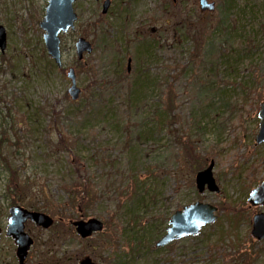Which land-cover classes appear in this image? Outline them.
<instances>
[{
	"label": "rangeland",
	"instance_id": "rangeland-1",
	"mask_svg": "<svg viewBox=\"0 0 264 264\" xmlns=\"http://www.w3.org/2000/svg\"><path fill=\"white\" fill-rule=\"evenodd\" d=\"M75 0V28L61 36L63 68L39 26L47 0H0L7 34L0 50V218L21 206L54 219L26 223L35 239L29 264H264L252 236L250 191L264 180V142L255 143L264 100V0ZM93 51L82 60L75 42ZM131 71H127L128 58ZM76 71L80 96L68 93ZM97 191L80 207L70 158ZM211 162L218 190L196 174ZM196 201L217 220L199 235L155 243L172 214ZM36 208V209H35ZM98 218L103 232L82 239L72 221ZM64 218V221H60ZM1 264H16L2 236Z\"/></svg>",
	"mask_w": 264,
	"mask_h": 264
},
{
	"label": "water",
	"instance_id": "water-1",
	"mask_svg": "<svg viewBox=\"0 0 264 264\" xmlns=\"http://www.w3.org/2000/svg\"><path fill=\"white\" fill-rule=\"evenodd\" d=\"M175 1V0H174ZM75 0H47L45 13L39 22L43 30V39L46 50L59 68L63 67V58L61 51V36L75 28L78 15L74 7ZM199 7L203 12H213L216 9V3L212 0H198ZM111 0H105L103 3V14H106L110 8ZM7 44V34L4 26L0 25V50L4 51ZM77 57L79 60L84 58L86 53L93 51L92 43L84 37H79L75 42ZM132 59L128 58L127 70L131 71ZM67 78L71 81L68 93L73 100L80 96V88L77 86L76 71L73 67L67 70ZM260 118L259 131L256 135V144L264 142V100L260 103L258 114ZM214 163L196 174V184L199 191H204L205 187L210 191L218 190L213 177L212 168ZM252 206L264 205V181L252 189L248 198ZM217 207L210 206L202 202H196L185 206L182 210L173 213L169 221L167 232L156 243L157 247H163L176 239H181L190 235H198L203 226L216 221L217 216L214 212ZM7 235L11 236L16 245V255L19 264H27L26 258L34 243L33 237L26 231L28 220L34 222L37 226L48 229L54 219L45 212L31 210L21 205L15 204L9 207ZM77 233L82 238H88L95 232L103 230L104 223L98 218L88 220H79L74 222ZM252 234L259 240L264 238V213L255 215L253 221ZM41 264V263H35ZM78 264H98L91 256L85 255L78 261Z\"/></svg>",
	"mask_w": 264,
	"mask_h": 264
},
{
	"label": "trees",
	"instance_id": "trees-1",
	"mask_svg": "<svg viewBox=\"0 0 264 264\" xmlns=\"http://www.w3.org/2000/svg\"><path fill=\"white\" fill-rule=\"evenodd\" d=\"M70 166L72 167L70 173H75L78 178L76 183H72L70 186L71 197H74V203H80V207H90L95 199L97 191L93 189V185L90 183L89 178H86L85 172L82 168V164L79 159H76V156L72 154L70 158ZM18 200H15L13 203L22 202L21 196ZM36 209V208H35Z\"/></svg>",
	"mask_w": 264,
	"mask_h": 264
},
{
	"label": "bare ground",
	"instance_id": "bare-ground-1",
	"mask_svg": "<svg viewBox=\"0 0 264 264\" xmlns=\"http://www.w3.org/2000/svg\"><path fill=\"white\" fill-rule=\"evenodd\" d=\"M61 51H62V49H61ZM51 59H52V58H51ZM52 61H53L54 64H55V61H54L53 59H52ZM255 143H256V142H255ZM257 145H258V144H257ZM209 165H210V164H209ZM209 165H208V166H209ZM208 166H207V167H208ZM207 167H206V168H207ZM206 168H205V169H206ZM212 173H213V172H212ZM263 181H264V180H263ZM263 181H262V182H263ZM262 182H261V183H262ZM261 183H260V184H261ZM260 184H259V185H260ZM259 185H258V186H259ZM196 186H197V184H196ZM206 188H207V186L205 187V189H206ZM255 188H256V187H255ZM197 189H198V188H197ZM207 189H208V188H207ZM253 189H254V188H253ZM208 190H209V189H208ZM198 191H199V189H198ZM209 191H210V190H209ZM251 191H252V190H251ZM251 191H250V192H251ZM199 192H201V191H199ZM203 192H204V191H202L201 193H203ZM249 194H250V193H249ZM249 194H248V198H249ZM248 198H247V201H248ZM196 202H200V201H196ZM196 202H194V203H196ZM202 203H205V202H202ZM248 203H249V201H248ZM191 204H193V203H191ZM205 204H208V205H210V206L216 207L215 205H212V204H210V203H205ZM188 205H190V204H188ZM188 205H185V206H188ZM249 205H250L251 207H261V206L264 207V205L252 206L250 203H249ZM185 206H184V207H185ZM184 207H183V208H184ZM217 210H218V208H217ZM217 210L214 212V214H215L216 216H217V213H216ZM79 211H81V210H80V206H79ZM177 211H178V210H177ZM175 212H176V211H175ZM260 213H264V211H263V212H260ZM257 214H259V213H257ZM257 214H255V215H257ZM172 215H173V214H172ZM254 217H255V216H254ZM254 217H253V221H254ZM92 218H93V217H92ZM94 218H95V217H94ZM217 218H218V216H217ZM61 219H62V218H61ZM61 219H60V221H61ZM89 219H90V218H89ZM80 220H84V219H80ZM87 220H88V219H87ZM216 220H217V219H216ZM76 221H79V220H76ZM76 221H72L74 227H75L74 222H76ZM102 221H103V220H102ZM169 221H170V220H169ZM103 223H104L103 230L98 231V232H95L93 235H95V234H97V233H100V232H103V231H104L105 226H106V223H105L104 221H103ZM213 223H214V222H213ZM210 224H212V223H209V224H207V225H210ZM169 225H170V224H169ZM169 225L167 226L165 233L167 232V229H168ZM207 225H205V226H207ZM205 226H203V227L201 228L200 232L202 231V229H203ZM252 230H253V225H252ZM75 231H76V227H75ZM76 232H77V231H76ZM165 233H164V234H165ZM251 233H252V231H251ZM77 234H78V233H77ZM164 234H163V235H164ZM199 234H200V233H199ZM199 234H198V235H199ZM78 235H79V234H78ZM93 235H92V236H93ZM163 235H162V236H163ZM79 236H80V235H79ZM92 236H90V237H92ZM162 236H161V237H162ZM191 236H197V235H190V236H187V237H191ZM252 236H253L256 240H259V239H257L253 234H252ZM80 237H81V236H80ZM90 237H88V238H90ZM161 237H160V238H161ZM187 237H184V238H187ZM81 238H82V237H81ZM88 238H82V239H88ZM160 238H159V239H160ZM159 239H158V240H159ZM181 239H183V238H181ZM158 240H157V242H158ZM177 240H180V239L173 240L172 242L177 241ZM261 240H264V238L261 239ZM261 240H259V241H261ZM157 242H156V243H157ZM172 242H170V243H172ZM156 243H155V246H156ZM170 243H169V244H170ZM169 244H167V245H169ZM167 245H166V246H167ZM166 246H163V247H157V246H156V248H164V247H166ZM91 258H92V257H91ZM95 262H96V261H95ZM97 263H98V262H97ZM98 264H99V263H98Z\"/></svg>",
	"mask_w": 264,
	"mask_h": 264
},
{
	"label": "flooded vegetation",
	"instance_id": "flooded-vegetation-1",
	"mask_svg": "<svg viewBox=\"0 0 264 264\" xmlns=\"http://www.w3.org/2000/svg\"><path fill=\"white\" fill-rule=\"evenodd\" d=\"M97 1H99V0H97ZM105 1V0H104ZM104 1H103V3H104ZM111 5H112V0H111ZM111 5H110V8H111ZM110 8H109V10H110ZM102 9H103V5H102ZM109 10H108V12H109ZM107 12V13H108ZM103 13V12H102ZM106 13V14H107ZM61 221H64V218H62L61 219ZM53 225V224H52ZM7 226L5 227V226H3L2 225V223H1V218H0V242H1V239H2V236L5 234L7 237H9V238H11L12 240H13V242H14V244H15V256H16V264H19V259H18V257H17V255H16V251H17V245H16V243H15V241H14V239L11 237V236H8L7 235ZM34 239V238H33ZM34 243H35V239H34ZM34 243H33V245H34ZM0 252H1V246H0ZM28 258H29V253H28V256H27V258H26V263L27 264H29V262H28ZM36 262H34V263H31V264H35ZM37 263H41V262H37ZM1 264V263H0ZM41 264H43V263H41Z\"/></svg>",
	"mask_w": 264,
	"mask_h": 264
}]
</instances>
